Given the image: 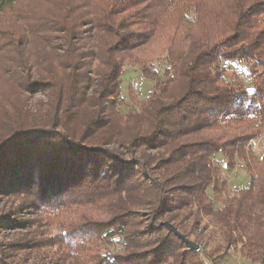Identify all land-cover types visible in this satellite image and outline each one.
Wrapping results in <instances>:
<instances>
[{
  "label": "trees",
  "instance_id": "1",
  "mask_svg": "<svg viewBox=\"0 0 264 264\" xmlns=\"http://www.w3.org/2000/svg\"><path fill=\"white\" fill-rule=\"evenodd\" d=\"M146 48L166 66L123 113L122 63L144 65ZM223 60L251 61L254 89L226 81ZM18 88L46 95L43 113L13 102ZM262 126L264 0H0V198L19 201L0 231L26 226L23 212L78 211L51 238L0 241V264L43 245L79 264H207L160 224L195 211L231 228L255 205L264 212V156L221 210L207 193L226 189L212 155L247 160ZM260 230L264 264V218ZM113 238L121 250L103 253Z\"/></svg>",
  "mask_w": 264,
  "mask_h": 264
},
{
  "label": "rangeland",
  "instance_id": "2",
  "mask_svg": "<svg viewBox=\"0 0 264 264\" xmlns=\"http://www.w3.org/2000/svg\"><path fill=\"white\" fill-rule=\"evenodd\" d=\"M190 21L189 15L186 23L188 24ZM96 39V37L89 39L88 44L91 45ZM151 48H146V53L142 56L145 60L144 65L129 63L127 60L122 63L120 94L116 99V107L123 113L136 112L138 107L135 105L134 100L146 99L155 81L162 76V71L166 66L164 55L158 54L157 51H150ZM31 61L34 64V61H38V59L35 55H32ZM221 64L224 66L223 77L226 81H233L250 91L254 89V76L250 72L251 61L223 60ZM31 66L32 70L37 68L35 64ZM146 67L152 73L151 77L143 75L142 69ZM24 73H27V71L25 70ZM11 96L13 102L15 101L18 105L21 104L24 110L32 115L34 114V116L44 111L47 96L41 92L30 95L18 88ZM260 130V134L248 142L246 148L247 160L234 156L232 165L229 166L223 153L212 155V163L217 168V174H219L220 180L226 188L220 196L214 195L211 189L207 191L214 203V209L221 210L226 205L225 201L228 200V197L236 195L237 189H247L252 183L255 173L250 166L254 162L263 159L264 156V126ZM123 152L124 157L128 158L130 156L126 151L123 150ZM139 152L136 155H139ZM160 153V150L150 149L146 151L145 155L155 158ZM18 202L17 199L13 198H0V215L14 208ZM133 208L143 214L147 212L146 208L142 206L134 205ZM77 212L71 211L65 213V215L42 210H33L32 213L28 214L23 212L20 218L26 219L27 225L23 228L0 231V241L7 243L17 240L30 242L31 240L38 241L51 238L61 232V223L66 216H75ZM263 213V209L255 205L245 217H240V220L234 224L235 227L231 228L225 224L223 218L220 219L213 215L207 216L195 211L194 214L191 212L179 216L170 223L179 232L181 231L187 238L200 246L197 250L198 257L206 261L207 264H261V247L258 244V237L261 233L260 229H262ZM94 214L95 212L92 213V215ZM181 218L183 219L181 220ZM144 223L146 222L144 221ZM100 249L103 253L116 252L121 250V245L117 238H113L109 242H101ZM14 253L13 258L18 264H79L63 257L56 245L27 248Z\"/></svg>",
  "mask_w": 264,
  "mask_h": 264
},
{
  "label": "water",
  "instance_id": "3",
  "mask_svg": "<svg viewBox=\"0 0 264 264\" xmlns=\"http://www.w3.org/2000/svg\"><path fill=\"white\" fill-rule=\"evenodd\" d=\"M162 224L167 225L170 228V230L172 231V233H174L179 239L181 238V240L188 247L196 249V250H198L200 248V246L197 243H194L189 238H187L185 234L179 232L170 222L165 221V222L161 223L160 225H162Z\"/></svg>",
  "mask_w": 264,
  "mask_h": 264
}]
</instances>
